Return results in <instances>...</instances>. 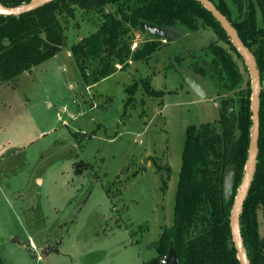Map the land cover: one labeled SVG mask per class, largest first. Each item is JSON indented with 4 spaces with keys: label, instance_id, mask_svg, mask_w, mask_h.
<instances>
[{
    "label": "rangeland",
    "instance_id": "374dc122",
    "mask_svg": "<svg viewBox=\"0 0 264 264\" xmlns=\"http://www.w3.org/2000/svg\"><path fill=\"white\" fill-rule=\"evenodd\" d=\"M223 1L235 16L232 1ZM100 21L96 13L77 10L58 53L0 84L5 264H141L152 258L149 245L172 223L187 125L217 120L220 95L236 100L238 91L251 86L243 59L204 23L185 29L147 59L117 65L114 73L89 84L70 46ZM257 23L261 26L258 12ZM150 37L133 30L131 47ZM211 43L232 54L243 75L240 89L220 90L217 81L193 70L199 56L208 63L215 58ZM177 57L204 87L203 98L171 65ZM86 67L93 78L96 63ZM146 78L161 94L145 90ZM135 82L132 104L126 106V88ZM78 161L88 164L80 174L74 170ZM258 220L264 236L263 208Z\"/></svg>",
    "mask_w": 264,
    "mask_h": 264
},
{
    "label": "trees",
    "instance_id": "16d2710c",
    "mask_svg": "<svg viewBox=\"0 0 264 264\" xmlns=\"http://www.w3.org/2000/svg\"><path fill=\"white\" fill-rule=\"evenodd\" d=\"M30 0H0L16 6ZM227 16L241 40L253 53L264 82V0H231L234 16L223 0H211ZM110 5L112 10H106ZM96 13L101 21L97 29L70 46L83 77L93 84L130 61L147 59L185 29L196 30L200 23L210 26L241 59L235 46L209 10L197 0H54L18 16L0 14V84L31 70L58 53L66 43V29L77 10ZM257 12L261 26L257 23ZM143 23L165 30V36L150 34ZM133 30L150 34V39L132 48ZM211 63L199 56L193 70L217 81L220 90L240 89L244 80L232 54L219 44L211 43ZM176 60L183 65L180 58ZM95 62L93 78L86 63ZM173 65V63H171ZM185 67V66H184ZM188 70V69H187ZM189 71V70H188ZM216 79V80H215ZM152 96L161 92L142 80ZM137 82L126 88L131 105ZM250 84L232 95L218 98L219 118L189 124L186 127L174 196L173 219L163 226L157 240L149 247L152 258L141 264H160L172 244L180 264H241L230 227V211L241 182L248 155L251 129ZM237 103V104H236ZM237 110L228 114L230 105ZM260 130L258 155L250 189L240 214V231L250 264H264V236L259 232L258 210L264 211V89L260 94ZM236 165L234 192L228 201L223 197V173L227 165ZM88 164L74 163L80 174ZM160 170V166H157ZM170 170L169 167H167ZM163 186L167 185L165 179ZM0 264H5L0 256Z\"/></svg>",
    "mask_w": 264,
    "mask_h": 264
},
{
    "label": "water",
    "instance_id": "95a60500",
    "mask_svg": "<svg viewBox=\"0 0 264 264\" xmlns=\"http://www.w3.org/2000/svg\"><path fill=\"white\" fill-rule=\"evenodd\" d=\"M51 1L54 0H30L26 3H22L16 6H7L0 2V14L2 15H14L18 16L22 13H26L35 10ZM202 5L211 12L215 19L220 23L221 27L224 29L232 44L237 49L238 53L241 55L251 77V129H250V139L248 146V155L244 167V172L241 178L240 185L235 194L234 201L230 211V227L232 232V239L235 244L237 251V256L241 264H250V260L247 255V251L243 242V238L240 231V214L244 205V201L247 197L248 191L250 189L251 181L253 178V173L256 166L257 155H258V138L260 130V94L262 91V79L260 71L258 69L257 63L255 61L253 53L241 40L237 30L232 25L230 20L224 15L217 6L211 0H197ZM142 27L150 34H156L159 36H165V30L154 24L143 23ZM173 65L175 70L179 73L182 80L186 85L195 92L199 97L203 98L206 95L204 87L200 84L197 78L191 74L182 64H180L176 59L173 60ZM234 106L230 105L228 108V114H231ZM236 165L229 164L226 166L223 173V197L225 201H228L230 196L234 192L235 179H236ZM164 264H180L177 253L171 244L168 252L165 256Z\"/></svg>",
    "mask_w": 264,
    "mask_h": 264
},
{
    "label": "flooded vegetation",
    "instance_id": "af4514ba",
    "mask_svg": "<svg viewBox=\"0 0 264 264\" xmlns=\"http://www.w3.org/2000/svg\"><path fill=\"white\" fill-rule=\"evenodd\" d=\"M178 38V37H177ZM174 40H176V38L175 39H172V40H170V41H174ZM162 41L163 42H165V43H167L168 42V40H166V39H162ZM176 59V58H175ZM186 68V67H185ZM192 74V73H191Z\"/></svg>",
    "mask_w": 264,
    "mask_h": 264
},
{
    "label": "built area",
    "instance_id": "2783aa9c",
    "mask_svg": "<svg viewBox=\"0 0 264 264\" xmlns=\"http://www.w3.org/2000/svg\"><path fill=\"white\" fill-rule=\"evenodd\" d=\"M165 263V256L160 260V264H164Z\"/></svg>",
    "mask_w": 264,
    "mask_h": 264
}]
</instances>
